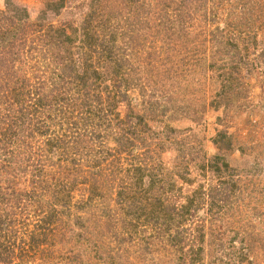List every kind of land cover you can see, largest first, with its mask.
<instances>
[{
    "label": "rangeland",
    "instance_id": "374dc122",
    "mask_svg": "<svg viewBox=\"0 0 264 264\" xmlns=\"http://www.w3.org/2000/svg\"><path fill=\"white\" fill-rule=\"evenodd\" d=\"M0 264H264V0H0Z\"/></svg>",
    "mask_w": 264,
    "mask_h": 264
},
{
    "label": "trees",
    "instance_id": "16d2710c",
    "mask_svg": "<svg viewBox=\"0 0 264 264\" xmlns=\"http://www.w3.org/2000/svg\"><path fill=\"white\" fill-rule=\"evenodd\" d=\"M64 36V35H63ZM52 37H55V38H57V40H58V42H60V41H62V39H61V35L59 34V35H53L52 34ZM76 37V36H75ZM81 38L78 40L79 41V43L81 44V46H83V47H85V45L86 46H88V48L91 46V45H98V44H100V41H98V43H96L95 41H97V39H95L94 38V35H93V32H90L87 28L86 29H83L82 31H81V36H80ZM68 38V37H67ZM96 43V44H95ZM94 46V47H95ZM86 62V60L85 59H82V61H81V63L82 64H84ZM86 76H85V74H81L80 75V78H78L79 80H81V81H85L84 80V78H85ZM52 97V96H51ZM53 98V97H52ZM42 99V97H39L38 98V100H41ZM53 99H58V96L57 97H55V98H53ZM40 108V106H38L37 105V103H32V108ZM31 108V109H32ZM30 109V110H31ZM21 111L22 112H24V108H22L21 109ZM34 113H35V109H34ZM21 115H22V113L17 117V119L19 120V122H21ZM38 132H40V131H38ZM3 134L5 135V133L3 132ZM63 135H64V137H65V134L63 133ZM219 136V138H220V140L222 141V139H225L226 138V136L224 135V134H219L218 135ZM5 139H6V142L8 141V142H10V138H9V136L8 135H6L5 136ZM53 139H55L56 140V142L58 143V144H60V145H62L63 147H66L67 146V142L66 141H68L66 138H61V136H54V138ZM226 145H228V144H226ZM214 163H215V167L217 166V159H215L214 161H213ZM74 165H76V164H74ZM224 165H226L225 163H224ZM76 167V166H75ZM45 171V170H44ZM46 172V171H45ZM224 181V180H223ZM40 182L42 183L43 182V185L45 184V182H44V177H41L40 178ZM155 182V181H154ZM225 182V181H224ZM134 196V195H133ZM132 196V197H133ZM229 196H230V194H225V196L223 197V198H221V199H219V201H221V203L219 204V205H217V207L216 208H220L221 209V213L224 215L225 213H227V211L229 210V209H231L232 207H233V204H234V201L233 200H231L232 201V203H231V201L229 200ZM233 198H234V196H232ZM198 202L199 203H201V201H199L198 200ZM236 202V201H235ZM237 203V202H236ZM213 204H216V201H214V202H212V205ZM223 206H222V205ZM199 205V204H198ZM188 206H191V204H190V202L188 203ZM127 208V210H130V211H136L137 210V204L136 203H134V202H132V203H129L127 206H126ZM178 210V209H177ZM182 214V216H184L185 214H187L188 215V207L186 206V208L183 210V213H178V215H181ZM217 214H219V211L217 212ZM221 214V215H222ZM182 218V217H181ZM212 218H213V221L215 220V215H213L212 216ZM176 238H178V236L176 237Z\"/></svg>",
    "mask_w": 264,
    "mask_h": 264
}]
</instances>
